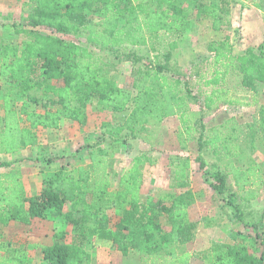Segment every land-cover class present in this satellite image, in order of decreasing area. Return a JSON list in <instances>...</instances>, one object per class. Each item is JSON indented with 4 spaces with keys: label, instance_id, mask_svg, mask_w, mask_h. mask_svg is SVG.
I'll list each match as a JSON object with an SVG mask.
<instances>
[{
    "label": "trees",
    "instance_id": "1",
    "mask_svg": "<svg viewBox=\"0 0 264 264\" xmlns=\"http://www.w3.org/2000/svg\"><path fill=\"white\" fill-rule=\"evenodd\" d=\"M153 3L150 9L147 3L132 0H25L23 7L29 11L27 22L15 29L25 40L19 46L0 42V79L7 81L1 103L0 154H12L36 145L39 128L57 129L67 120L83 124L88 104L118 113L130 109L122 123L101 124L111 141H125L130 135L137 137L146 125L159 123L168 116L183 118L189 109L188 98L198 99L178 76L168 75L171 51L177 47V39L191 27L193 9L212 18L213 30L231 25L229 1L153 0ZM90 13L96 14L95 21L89 18ZM161 34L171 38L162 54L165 63L157 59L141 63L135 70L136 79L131 88L117 83L107 69L109 63L100 54L66 37L83 35L86 44L118 56L123 45L144 46L158 41ZM206 49L212 53L207 63L210 77L205 79L207 73L203 75L196 70L204 78L203 85L222 86L230 72L238 76L243 89L253 90L257 84L264 83V41L255 48L248 47L242 54H234L231 37L225 35L220 40L209 41ZM125 53L128 54L122 61H143L133 51ZM216 89L205 96L206 107L221 99L217 92H227L222 90L223 86ZM17 97L26 102L18 107ZM31 104L41 109L33 110ZM244 126L243 139L251 153L264 154V104L259 108L258 119ZM231 130L237 127L232 125ZM231 130L221 138L200 134L198 150L211 143L219 148L214 143L220 140L226 158L243 156L244 149L241 143L233 142L236 138ZM88 154L91 169L61 168L43 181L36 195H27L20 170L9 168L17 160L0 162V168H9L0 173V225L6 226L10 221L29 224L32 218L45 215L70 223V237L65 231L55 232V240L42 250L40 264H91V237L111 241L122 255L139 251L141 264H188L187 254L178 255L177 248L195 236L197 224L188 218L187 212L192 196L174 191L158 198L148 195L142 200L139 194L142 170L146 163L152 162L145 152L132 157L130 167L119 177L118 187L112 192L105 167L106 152L97 147ZM187 162L186 159L182 168L177 165L179 177H183ZM248 163L245 168L226 163L224 172L210 173L213 179H206L217 193L228 192L224 198L235 219L241 222L235 200L254 197L249 186L254 185L252 178L260 167L253 158ZM199 166L203 168L204 163L200 162ZM228 177L233 182L228 183ZM185 181L179 180L177 185L184 186ZM238 191L246 193L238 196ZM67 204L75 207L77 217L65 214ZM111 207L120 210L116 221L107 213ZM158 214L166 216L168 227L155 220ZM11 245L0 233V264L31 263V258L20 251L21 246L11 247L5 256L4 250ZM259 245L261 249L256 253L244 242L213 243L202 254L203 264H264L262 238Z\"/></svg>",
    "mask_w": 264,
    "mask_h": 264
},
{
    "label": "rangeland",
    "instance_id": "2",
    "mask_svg": "<svg viewBox=\"0 0 264 264\" xmlns=\"http://www.w3.org/2000/svg\"><path fill=\"white\" fill-rule=\"evenodd\" d=\"M24 1L0 0V42L19 46L25 40L23 36L15 33L16 28L21 27V25L27 22L26 16L29 11L23 7ZM132 1L134 3H147L150 9L154 7L153 0ZM186 1L188 2V0ZM228 1L230 11L228 18L231 20V25L217 30L219 32L218 35L220 37L230 35L233 44V53L242 54L248 47L255 48L264 41V0ZM259 6L261 9L258 8ZM89 18L94 21L97 19L96 14L91 13ZM190 18L192 22L191 27L184 36L177 39V47L171 51L172 55L168 63L169 71L167 72L168 75L178 76L182 82H185L187 88L191 90V95L196 96L198 99L196 101L194 98H188L189 109L183 118L180 119L179 116L175 115L168 116L163 118L159 123L146 125L145 130L141 132V135H137V137L130 135L125 141L123 139L111 141L103 133L104 128L101 127V124L107 121L113 125L122 123L130 109L118 113L109 109L98 110L93 104H88L86 107L87 117L83 124L70 120L61 123L70 127L67 129V135L72 138V140H69L65 149L59 151L57 149L59 144H54L56 141L55 138H50L53 141H50L51 144L48 147L41 143V148L31 155L32 157L25 158V163L20 172L24 170L29 178H31L30 185L27 186L29 193L31 191L30 186L36 189L40 184L38 192L36 193L38 194L41 191L43 181L51 178L46 173V170L51 166L50 163L57 161L59 166L57 168L58 170L61 168L72 170L77 166L91 169L92 164L88 152L90 149L97 147L103 148L106 152L105 167L109 173L110 190L112 192L116 191L119 177L130 167L134 155L145 152L152 159V162L150 164L146 163L142 170L143 182L139 192L142 200H145L148 195L158 198L167 192L178 191L179 186L177 182L179 180H186V178L189 180L191 175H201L202 182L204 181L203 179L212 180L213 178L210 173L216 171L224 172L223 166L229 162H233L235 165L245 163V166H247L249 164V158L257 159L262 166L261 170L264 175V154L260 151L251 153L247 147L248 143H245L243 139V136L246 134L244 124L251 123L254 120L256 121L258 119L259 108L264 104V83L257 84L253 90L243 89L239 86L238 76L230 72L227 82L222 85V90L225 89L227 92H217L216 94L221 96V99L215 100L210 104V107L212 104L217 107H213L215 108L213 110H207L210 107H206L205 96L210 94L212 90L218 91L216 88H222V86L214 88L203 85L204 78H209L211 72V69L207 67V63L212 58V53L207 51L206 45L211 41L209 33H211L210 30H213L212 18L199 13L198 9L192 10ZM66 37L87 45L96 54H100L101 58L107 60V63H109L107 69L114 76L117 83L130 88L134 86V80L136 79L135 70L141 63L147 62L148 60L154 62L156 59L161 63H165L162 54L168 49L167 43L171 39L168 35L161 34L158 41L144 46L123 45L119 52H117L118 56H116V53H112V51L101 49L99 46L93 47L86 44L83 35H68ZM126 50L133 51L136 55L142 57L143 61L137 63L131 59L122 61L128 54L125 53ZM196 70H199L203 75L207 73V75L202 79L199 77L200 74L196 73ZM5 85H7V81L0 79V126L2 124L1 117L3 114L1 109L2 93ZM16 101L18 107L26 102L25 99L20 97H17ZM30 108L37 111L41 109L39 105L34 104H31ZM232 125H235L237 130H231ZM230 130L231 134L236 138L233 142L241 143L244 149L243 156L226 158L225 149L223 150L220 147V140L214 143L218 144L219 148H214L211 143L205 148L198 150L197 139L200 134H204L208 138L216 136L221 138L224 134L229 133ZM46 133L45 130L38 129L40 142L45 140L47 137ZM186 159L188 166L184 169L183 177H179V168H177V165L180 164L182 168L185 165ZM13 160L17 161L11 164L10 168L17 167L20 170L24 159L15 158L5 162L12 163ZM200 162L204 163L203 168L199 166ZM6 169V167L2 168V170ZM229 181H231L230 178H228V183ZM202 182L199 180L196 183L198 186L194 187L207 189V182L204 181V184H200ZM184 183L187 184L184 186L185 188H190L192 181L189 182V185L186 181ZM213 197L215 198L214 195ZM256 203H258L256 204L257 207L254 209L251 208V211H249L251 212L250 214H244L242 212L239 215L244 226L238 224L240 229L233 231L229 240H232V238H244L242 241L248 243L250 249L258 253L261 249L259 245L261 238L264 242V225L256 223V221L254 223L248 221L257 220L261 216L262 210H264V192L262 200ZM74 209V206L67 204L64 207V212L65 214L69 213L77 217ZM107 213L113 221H116L119 217L120 210L111 207L107 210ZM227 215L231 218L230 221L240 222L235 219L234 212L231 215L229 213L222 216L219 220L218 218H213L211 221L216 220L217 223L220 221L225 222L228 218ZM155 220L163 226L168 227L164 214L156 215ZM71 226L70 223H66L65 219L59 218L57 227L53 229L54 232L52 233L51 242L55 240V232L65 231L67 232V237H70V234H72ZM19 227L13 230L0 228L2 239L5 242H8V240L14 242L9 248L4 250L3 254L7 256L11 247L18 249L21 246L22 249L20 251H24V254L31 258L30 264H40L43 260V247L33 240L27 227ZM232 234L235 235L232 236ZM219 235L221 234H216L220 239L218 241L219 243L227 239V237L224 236L221 238ZM91 238L92 245L90 247V253L97 242L95 238ZM16 240L20 241V245ZM210 243H208V247ZM187 246H184L183 249L178 248V254L181 255L182 252H189L187 248L190 247ZM134 251L135 253L120 260V262L122 264L125 262L127 264H141L140 259H138V256H142L141 253L137 250H132L131 252ZM205 252L207 251H192V264H203L202 254Z\"/></svg>",
    "mask_w": 264,
    "mask_h": 264
},
{
    "label": "crops",
    "instance_id": "3",
    "mask_svg": "<svg viewBox=\"0 0 264 264\" xmlns=\"http://www.w3.org/2000/svg\"><path fill=\"white\" fill-rule=\"evenodd\" d=\"M210 32L211 33H209V36L211 37L210 38L211 40H220L223 38V37H220V35H218L219 32L217 30H210ZM208 107H210V105ZM213 107H217V106L212 104L211 107L207 110L215 109ZM68 128H70L68 125H63V124H60L59 128H57V129L40 128L41 130H45L47 132L46 138H49V139L46 140V138H45V140L43 142H40L38 139V143L36 145L21 149V150L15 152V153H12V154H0V162L9 161V160H12L15 158H23L24 160L22 162V166L20 169V171H21L22 167L25 163V160H26L25 158L26 157H32L31 155L36 153L41 148V146H40L41 143H43V145H47V147H48V145L51 144L50 141H53L52 139L50 140V138H53V139L55 138L56 141L54 144L58 143L59 146L57 147V149L59 151H62L63 149L66 148V145L69 143V140L70 139L72 140V138L67 135V129ZM46 143H48V144H46ZM255 162L257 165H260V167L258 169L259 173L257 170V174H255V176L252 178L254 185H252L251 187L249 186L250 192L251 191L254 192V197L252 199H249V200H244V199H241L240 197H237L235 200V205H237L238 208L240 209L241 213L243 212L244 214H250L251 212H249V211H251V208L254 209L257 207L256 204H258V203H256V202H258L259 200L260 201L262 200V196H263V192H264V189H262L264 187V175H263V172L261 170L262 166H261V164H259L257 159L255 160ZM50 165L51 166H50V168H48L46 170V173H47V175H50L52 177L53 173L56 170H58L57 168L59 166L57 164V161L54 163H50ZM241 166L243 168L247 167V166H245V164H243ZM2 168H4V167L0 168V173L8 170L10 167L9 168L6 167L7 168L6 170H2ZM20 173H21V180L24 184L26 194L27 195L36 194L38 192V188H39L40 184L38 185V187L36 189L32 188V186H30L31 191L29 193L27 186L30 185L31 178H29V176L24 172V170ZM199 180H201V182H202V176L201 175H197V174H195L194 176L191 175L189 180H187V178H186V183H188V185H189V182L192 181V183H190V188H185L184 186L187 185V184H185L184 186H179L178 191H176L177 193L187 192L192 196V202L190 203V205L187 208L188 218L192 222H196V224H197L194 239L192 241L178 247L179 249H183L184 246L189 245V246H187V247H190V248H187L189 252H182L181 253V255L187 254L188 259H189L188 264H192V261H193L192 251L193 252L199 251V250L200 251H208L213 243H219L218 241L220 239L216 236V234L218 235V233L221 234V235H219V236H221V238L224 236L227 237V239L221 243L244 242V241H242L244 238H241V239L232 238V240L231 239L229 240V238H231L230 237L231 233L233 231H238V229H240V226H239L240 224L242 226H244L242 224L243 222H241V221L240 222L230 221L231 218L229 217V215H227L228 218L225 221L226 223L221 222V221L219 223H217L216 220L211 221L213 218H218V220H219L222 216H224L226 214H229V213H230V215L232 214L233 209H231V206H229L227 199L226 198L224 199V197L227 195L228 192L225 191L222 194L217 193L213 188L210 187V185H209V181H211L210 179H209V181H206V179H203L208 184L207 189L194 187V186H198L196 183ZM230 180L231 181H229V182H233V180L231 178H230ZM203 182L200 184H204ZM247 189H248V187H246V189L244 191H246ZM233 190H235V188H233ZM244 191H238V196L244 195L246 193ZM113 192H115V191H113ZM249 193L246 194V195H248V197L250 195ZM213 195L215 196V198L213 197ZM140 198H141V196H140ZM262 211L263 212H262L261 216L257 220H250L248 222L254 223V221H256V223H261L264 225V217H263L264 216V210H262ZM164 217L166 219L165 215H164ZM58 222H59L58 217H53L51 215H45L43 217L32 218V220L29 224H24V223H21L19 221H10L6 226L0 225V228L6 229V230L7 229L13 230L15 228H20L19 226L27 227V230H28L30 236L33 238V240L44 248V247H46L52 243L51 238H52V233L54 232L53 229L55 227H57ZM234 229H237V230H234ZM237 233H239V232H237ZM237 233H235V234L237 235ZM235 234H232V236H234ZM47 240H48V242H47ZM16 241H18V243L20 245V241L19 240H16ZM34 241H32V243H34ZM96 241H97L95 243L96 245L93 247V249L90 253L92 264H122L120 262V260L126 258L127 256H131L133 253H135V251L131 252L132 251L131 250V251H129V253L127 255H122L120 253V251L115 249V247L111 241L105 240V239H96ZM209 242H211V243H210V246L208 247ZM11 243L13 244L14 242H11ZM245 244H248V243H245ZM177 254H178V251H177ZM178 255H180V254H178ZM138 259H140L139 256H138ZM123 264H127V262H125Z\"/></svg>",
    "mask_w": 264,
    "mask_h": 264
}]
</instances>
